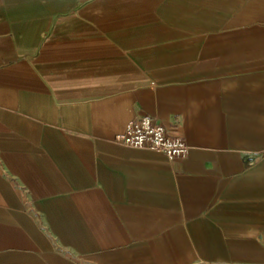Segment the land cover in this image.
<instances>
[{
    "label": "crops",
    "instance_id": "crops-1",
    "mask_svg": "<svg viewBox=\"0 0 264 264\" xmlns=\"http://www.w3.org/2000/svg\"><path fill=\"white\" fill-rule=\"evenodd\" d=\"M0 264H264V0H0Z\"/></svg>",
    "mask_w": 264,
    "mask_h": 264
},
{
    "label": "built area",
    "instance_id": "built-area-1",
    "mask_svg": "<svg viewBox=\"0 0 264 264\" xmlns=\"http://www.w3.org/2000/svg\"><path fill=\"white\" fill-rule=\"evenodd\" d=\"M115 141L129 147L157 149L169 159L183 158L189 150L183 135H170L161 123L147 115L128 123Z\"/></svg>",
    "mask_w": 264,
    "mask_h": 264
}]
</instances>
